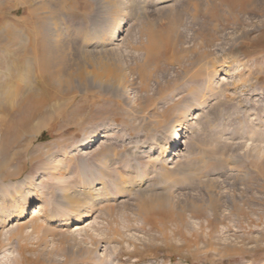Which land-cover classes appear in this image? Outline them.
Instances as JSON below:
<instances>
[{"label":"rangeland","instance_id":"rangeland-1","mask_svg":"<svg viewBox=\"0 0 264 264\" xmlns=\"http://www.w3.org/2000/svg\"><path fill=\"white\" fill-rule=\"evenodd\" d=\"M234 1L29 0L26 33L104 45L122 77L0 113V264H264V0Z\"/></svg>","mask_w":264,"mask_h":264},{"label":"bare ground","instance_id":"bare-ground-1","mask_svg":"<svg viewBox=\"0 0 264 264\" xmlns=\"http://www.w3.org/2000/svg\"><path fill=\"white\" fill-rule=\"evenodd\" d=\"M158 1L164 2V0H158ZM17 2L18 3H12L10 7H17L21 3L19 1ZM232 2H235V1L232 0ZM6 6L5 8H8ZM190 6L193 8L194 16L198 15L199 13H202V10L198 3L193 1V3H191ZM1 9L2 10H0V18L2 19L4 17V13L2 14L4 8L2 7ZM37 10L38 9L35 6L33 7L28 0L25 2L23 17H21L18 20H11V22L4 21L2 23V26H0V40L4 37L5 38L7 36L9 37L11 33L13 34L15 33L17 39H15L16 41L13 40L15 42L13 47L15 48V47L22 46L21 48H23L22 55L15 54L12 56H9V55L4 56L8 64L6 63L7 72L3 75L2 78H0V81H2V85H0V113L8 111L10 112V115H11L12 112L14 111L17 112V110L20 109V104H21L20 101H22L23 99L20 97H24V98L29 97V99L30 98L33 99L34 105L40 106L42 104L47 103V101L49 100V98L52 97V95L57 96L59 93V95L62 96L64 95V93H66L67 90H70V92L71 90H75V87H74L75 83L79 82L82 85L87 86V84H89L90 82L94 84L96 83L100 84V81H102L103 79H106L110 82V81H118L122 77V74H120V72L118 74L116 73L117 69L114 68L115 66L109 63L110 60L107 59L108 53L106 50H104V45L100 47L101 49L99 48L100 51H96L95 49L97 46H92L93 43L92 44L89 43L90 50L89 49L85 50L83 48L84 47L83 45L80 44V47L73 46L74 43L72 42L68 43L67 41H64L63 39H60L61 36L50 33L49 29H45L46 31L43 37H39L40 31H39V35L35 33L31 35L30 32L29 34L26 33L25 31L30 30L34 27L33 17L37 15V12H38ZM48 14L50 15L47 16V20L53 19L52 17H54L53 16L54 11L52 9H50ZM212 14L214 13L212 12ZM43 20H45L46 22L47 21L46 17ZM172 26H173V22L170 21L166 30L172 32L173 31ZM150 34L151 33H149V35ZM152 37L153 36H150V38ZM11 39L13 38L11 37ZM39 45L41 46L40 51H36L39 49V48L37 49ZM1 57L3 58V56ZM2 58H1V61L4 60ZM9 123L11 124V122ZM181 126H182L181 124L178 125V128L180 129L176 131L175 135H178L182 132ZM11 127L12 126L9 125L8 123L4 121H0V134L3 135L7 133L8 131H10ZM184 144H187V141L184 142L183 145ZM177 150L178 149L174 150L173 153L167 150L166 151L167 153H165V155H168L169 153H171L173 157L180 156L179 153L181 150H178V152ZM161 163L163 165V162ZM4 167H5L4 164L0 165V171H3ZM162 205H163V202L160 200V198L159 197L155 198V200H153L152 202L148 204V208L143 210L144 211L143 213L144 214L145 213L149 214L150 212L154 213V211L158 210ZM43 207L45 206L39 205L37 209H35L34 215L36 214L39 215L40 212H42L43 210H46ZM234 207L236 208V206ZM161 209H164V208L161 207ZM50 216H51L50 222H54L55 217L53 215H50ZM222 216L223 218L224 217L226 218L224 214ZM222 216H220L219 212L218 214H214V218L218 220H221L220 217ZM77 227L80 228L79 225Z\"/></svg>","mask_w":264,"mask_h":264}]
</instances>
